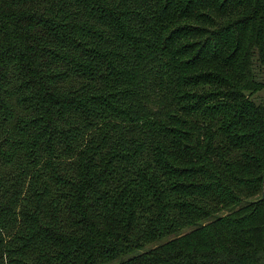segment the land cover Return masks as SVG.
Returning <instances> with one entry per match:
<instances>
[{
    "label": "trees",
    "instance_id": "16d2710c",
    "mask_svg": "<svg viewBox=\"0 0 264 264\" xmlns=\"http://www.w3.org/2000/svg\"><path fill=\"white\" fill-rule=\"evenodd\" d=\"M0 264H264V0H0Z\"/></svg>",
    "mask_w": 264,
    "mask_h": 264
},
{
    "label": "rangeland",
    "instance_id": "374dc122",
    "mask_svg": "<svg viewBox=\"0 0 264 264\" xmlns=\"http://www.w3.org/2000/svg\"><path fill=\"white\" fill-rule=\"evenodd\" d=\"M260 94H263V92L262 93L260 92Z\"/></svg>",
    "mask_w": 264,
    "mask_h": 264
}]
</instances>
